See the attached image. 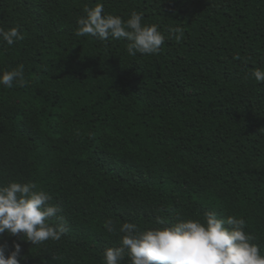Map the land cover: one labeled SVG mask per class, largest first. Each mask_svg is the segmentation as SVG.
<instances>
[{
    "label": "trees",
    "instance_id": "obj_1",
    "mask_svg": "<svg viewBox=\"0 0 264 264\" xmlns=\"http://www.w3.org/2000/svg\"><path fill=\"white\" fill-rule=\"evenodd\" d=\"M97 3L157 25L159 54L76 36ZM0 27L24 36L0 41V74L23 64L26 80L0 85V185L34 182L62 209L47 223L68 228L39 245L5 233L6 256L19 243L20 264H104L121 235L105 221L146 230L207 212L244 218L264 255V83L250 75L264 0H0Z\"/></svg>",
    "mask_w": 264,
    "mask_h": 264
},
{
    "label": "clouds",
    "instance_id": "obj_2",
    "mask_svg": "<svg viewBox=\"0 0 264 264\" xmlns=\"http://www.w3.org/2000/svg\"><path fill=\"white\" fill-rule=\"evenodd\" d=\"M142 21L141 13L133 11L125 20L104 13L103 4L97 3L95 7L86 8L85 15L78 19L75 35L102 41L126 39L129 42L126 51L133 57L138 53L159 54L165 36L157 25ZM170 31L177 42L183 38L181 28ZM23 39L18 27L8 30L0 27V41L7 45ZM250 75L264 83V68H256ZM14 83L26 84L23 64L0 74V85L11 88ZM50 200L51 196L38 189L34 182L0 185V236L5 233L19 236L32 245L59 241L68 228L62 218L55 227L47 223L48 218L57 216L62 210L49 203ZM157 224L165 222L157 217ZM104 227L109 233L121 234L119 246L105 249L104 264H122L125 258L129 264H264L261 245L245 230L246 220L235 215L220 219L215 212H207L203 220L177 217L173 224L146 230H140L132 222H123L117 228L109 219ZM6 248L7 244H0V264H20L21 245L14 243L7 256Z\"/></svg>",
    "mask_w": 264,
    "mask_h": 264
}]
</instances>
